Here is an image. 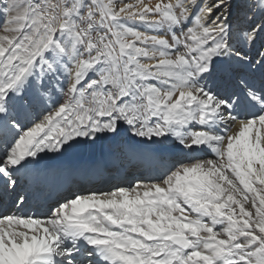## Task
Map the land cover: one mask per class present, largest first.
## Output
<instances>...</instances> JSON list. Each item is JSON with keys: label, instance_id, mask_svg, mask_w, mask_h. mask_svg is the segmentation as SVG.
Segmentation results:
<instances>
[{"label": "snow or ice", "instance_id": "obj_1", "mask_svg": "<svg viewBox=\"0 0 264 264\" xmlns=\"http://www.w3.org/2000/svg\"><path fill=\"white\" fill-rule=\"evenodd\" d=\"M0 18V264H264V0H0ZM125 132L185 159L23 212L45 161Z\"/></svg>", "mask_w": 264, "mask_h": 264}, {"label": "bare ground", "instance_id": "obj_2", "mask_svg": "<svg viewBox=\"0 0 264 264\" xmlns=\"http://www.w3.org/2000/svg\"><path fill=\"white\" fill-rule=\"evenodd\" d=\"M131 2V1H130ZM136 1H134V2H132V3H135ZM144 2L145 3H149L147 0H144ZM214 2V0H206L205 1V5L206 6H210L212 3ZM150 4V3H149ZM152 5V4H151ZM153 6V5H152ZM250 54H252V53H250ZM114 144V143H113ZM112 144V145H113ZM103 145V144H102ZM102 145H98L96 148H99L100 149V151H101V154L102 153H104L103 151L105 150L104 148L105 147H102ZM111 145V144H110ZM82 147V146H81ZM108 153L107 154H104L103 156L104 157H100V156H98V160H95L97 163H95V164H100V163H108L109 164V162L111 161H113V162H119L120 164H122V167L124 166V165H127L129 162H130V160H129V155H130V153L128 154V156H127V152H122V153H119V146L118 145H116V146H114L113 145V148L111 149V147L108 145ZM84 149H87V148H85V147H83ZM99 149H95V150H92L91 151V149H89V152H90V156L88 157V160H86L87 158H84V157H78V159H76V160H73V157H72V159L70 160V159H67V158H64L67 162L68 161H70L69 163H71L72 164V166H74V165H77V164H86L88 161V163H90V162H93L94 161V159H95V156L96 155H98L97 154V152H96V150H98L99 151ZM135 149V148H134ZM80 151H81V149H79ZM136 150V149H135ZM139 152H153L154 154H162L163 155V162H161V160L158 158V157H156L157 159H158V161L160 162V163H168V164H171V163H173V162H175L176 160H180V159H185V156H184V154L183 153H180V152H177V151H175V150H173L172 148H164V149H161L160 147L159 148H155V146H154V148H151V149H149V150H147V151H145V150H143V149H141V148H138L137 149ZM111 152L113 153L114 152V156L116 157H110V155H111ZM77 155V154H76ZM125 155L128 157V161L126 162L125 161V159H124V157H125ZM197 156H199L200 158H211V154L210 153H207V152H201V153H197L196 154ZM108 156V157H107ZM76 158V157H75ZM112 158V159H111ZM135 158H137L136 156H135ZM83 159H85V160H83ZM72 161V162H71ZM136 168H137V166H136ZM136 168H134V169H136ZM132 171H134V170H132ZM129 172L128 174H129V176H130V178H132V181H135V180H137V179H141V178H144L143 176L145 175L144 173L142 174V173H139L138 175H137V169L134 171V172ZM90 190H87V192H89ZM90 192H99V191H96V188H94L93 187V190L92 191H90ZM5 206H2V207H0V211H5Z\"/></svg>", "mask_w": 264, "mask_h": 264}, {"label": "rangeland", "instance_id": "obj_3", "mask_svg": "<svg viewBox=\"0 0 264 264\" xmlns=\"http://www.w3.org/2000/svg\"><path fill=\"white\" fill-rule=\"evenodd\" d=\"M134 2V1H136V0H125V2ZM150 4H152L153 6L156 4V3H158V2H160V0H147ZM205 1L206 0H201V2H203L204 4H205ZM53 2H55V0H53ZM163 2L164 3H168V2H171V3H173V4H176V3H178V0H163ZM3 23V18H0V24H2ZM137 27H141V30H143V28H142V26H140V25H136ZM258 47H259V45H258ZM252 54H254V53H252ZM114 143V144H113ZM111 144V145H110ZM114 146H116V145H118L119 146V153H122V152H127V156H128V154L130 153L131 154V151L129 150V146H126V144H130V141H129V134L127 133V132H125V133H123L115 142H111V141H109V142H104L103 143V145H102V147H105L104 149V154L106 153H108V145L111 147V149L113 148V145ZM131 146H130V148H135L136 150L138 149V148H140V146H138V145H134V144H130ZM154 146H155V148H161V149H164V148H171V145L170 144H167V145H152V147L151 148H154ZM83 147H85V148H87V149H84ZM133 148V149H134ZM79 149H81V151L79 150ZM89 149H91V151L92 150H95V149H99V148H92V147H87V146H82V147H79V148H77L76 150H74L73 152H71L70 154H68V155H66L65 156V158L66 157H69L68 159H72V157H73V160H76V159H78V157H84V158H87L86 160H88V157L90 156V152H89ZM96 152H97V154L98 155H100V153H101V151H100V149H99V151L98 150H96ZM77 154V155H76ZM53 154H49V156H52ZM97 156V155H96ZM126 155H125V157H124V159H125V161L127 162L128 161V157H127ZM76 157V158H75ZM102 157H104L103 156V153H102ZM205 158V157H204ZM61 159H64V158H61ZM53 160H55L56 162H58L60 159H53ZM83 160H85V159H83ZM68 162H70V161H68ZM72 162V161H71ZM111 190V189H110Z\"/></svg>", "mask_w": 264, "mask_h": 264}]
</instances>
